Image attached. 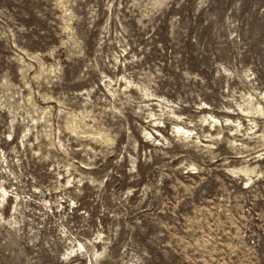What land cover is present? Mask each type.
I'll return each mask as SVG.
<instances>
[{
  "label": "rangeland",
  "instance_id": "1",
  "mask_svg": "<svg viewBox=\"0 0 264 264\" xmlns=\"http://www.w3.org/2000/svg\"><path fill=\"white\" fill-rule=\"evenodd\" d=\"M0 264H264V0H0Z\"/></svg>",
  "mask_w": 264,
  "mask_h": 264
}]
</instances>
